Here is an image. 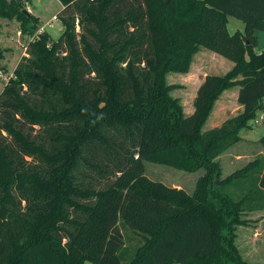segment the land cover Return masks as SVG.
<instances>
[{
    "label": "trees",
    "instance_id": "1",
    "mask_svg": "<svg viewBox=\"0 0 264 264\" xmlns=\"http://www.w3.org/2000/svg\"><path fill=\"white\" fill-rule=\"evenodd\" d=\"M60 1L64 31L30 41L0 94V264H122L128 251L127 264H252L237 230L264 209V158L225 178L216 158L264 111V0ZM24 10L0 0V17L34 35L40 19ZM229 16L244 30L231 33ZM201 47L233 66L206 75L186 114L166 76ZM236 86L243 111L204 130ZM146 162L205 172L187 191L150 178Z\"/></svg>",
    "mask_w": 264,
    "mask_h": 264
},
{
    "label": "rangeland",
    "instance_id": "2",
    "mask_svg": "<svg viewBox=\"0 0 264 264\" xmlns=\"http://www.w3.org/2000/svg\"><path fill=\"white\" fill-rule=\"evenodd\" d=\"M23 1L25 2V10H27L29 13H34L39 17V28L41 25H44V23L48 21L54 14L59 15L60 21H56L53 27L46 26V31L51 34L52 39H57L60 32L65 29L60 14L63 8L61 1ZM229 19L230 21L228 22V29L231 33L237 30L236 23H241L242 25L244 23L242 20L233 16H230ZM77 29L80 30L81 28L77 27ZM19 31H21V24L17 17H0V69H2L5 73H12L15 70L19 61L26 53L27 48L25 49V47H28L30 38L32 36L23 34L19 35ZM263 49L264 33H261L257 50ZM232 66L233 62L224 57L222 54L211 49L201 47L200 50L194 54L188 71H171L167 74V82L175 85L171 91V95L179 99L183 106V111L186 114H191L194 111L193 101L195 99L197 89L204 81L206 75L210 73H225L229 71ZM6 83L7 81L0 77V94L3 92ZM236 90L237 87L225 89L218 96L208 116L207 122H205L203 126V129H209L213 126L221 124L224 117L236 115L241 112V110L238 108L240 103L235 94ZM263 117L264 111H258L256 118L250 120L251 127L242 129L240 135L245 136L247 133H250L253 137L260 138L264 134ZM255 119H259V122L256 123ZM19 124L24 126L26 132L31 133L33 136H36L37 138L42 136L41 133L43 131L39 125H34L32 127L31 124H29V122H27V120L23 117H21ZM4 140L9 144L14 145V141L10 136H8V140ZM48 145L50 146V144ZM26 159L29 160V162L24 163L26 167L39 169L44 173L49 169L48 164L40 161L38 158L26 156ZM225 159L226 157H223L222 161L224 160V165L228 166V161L226 162ZM232 171H234V169H224L226 174L231 173ZM204 172V168L188 172L164 164L146 162V173L150 178L154 180H160L169 186L180 185L187 191H192L194 189L197 179ZM243 217L248 219V223L238 227L236 239L242 256L252 264H264V212H255L249 215L243 214ZM128 229L131 230L130 227ZM132 253L128 251L126 255L124 253L122 254V264H127ZM86 264L97 263L88 260L86 261ZM170 264L182 263L172 262Z\"/></svg>",
    "mask_w": 264,
    "mask_h": 264
},
{
    "label": "crops",
    "instance_id": "3",
    "mask_svg": "<svg viewBox=\"0 0 264 264\" xmlns=\"http://www.w3.org/2000/svg\"><path fill=\"white\" fill-rule=\"evenodd\" d=\"M230 18V16H229ZM230 21V19H229ZM236 27L237 30H244L245 25L243 23V25L241 23H236ZM261 33H264L262 31H258L257 35H258V39L260 40V36ZM257 49V48H256ZM237 87V90L235 92L236 97L238 99V90L239 87ZM235 88V87H233ZM240 103V102H239ZM241 111H243V104L240 103L239 107H238ZM234 116V115H231ZM231 116H226L222 119L221 124L229 117ZM207 122V121H206ZM220 124L216 125L219 126ZM215 127V126H213ZM211 127V128H213ZM210 129V128H209ZM207 130V129H204ZM242 139L240 141H238L237 143L233 144L232 146H230L224 153H222L220 156H218L216 158V160L219 162L220 166H221V177L225 178L228 175H230L232 172L236 171L237 169H240L242 167H244L245 165H247L249 162L254 161L255 159L258 158V156H261L264 158V150L261 148L258 140L260 138H255L253 137L250 133H247L245 136H241ZM226 157L225 161L230 165H224V160L222 161V158ZM239 166V167H238ZM238 167V168H235ZM224 169H234V171H232L231 173L226 174L224 172ZM176 186V185H175ZM176 187H181L180 185H177ZM217 187L219 189H221V186ZM233 190V189H231ZM255 212H264V209H259V210H253V211H246L244 212V214H251V213H255ZM261 215V214H260ZM237 242V241H236ZM238 244V243H237Z\"/></svg>",
    "mask_w": 264,
    "mask_h": 264
},
{
    "label": "built area",
    "instance_id": "4",
    "mask_svg": "<svg viewBox=\"0 0 264 264\" xmlns=\"http://www.w3.org/2000/svg\"><path fill=\"white\" fill-rule=\"evenodd\" d=\"M56 21H60V17L58 14H54L48 21L44 23V25H41V27L38 29V31L31 36L30 41L35 40V38L46 31V26L53 27L55 25ZM19 35H21V31H19ZM27 47H25L26 49ZM14 76V72L12 73H5L2 69H0V77L4 78L6 81L11 79ZM255 122H259V119H255Z\"/></svg>",
    "mask_w": 264,
    "mask_h": 264
},
{
    "label": "water",
    "instance_id": "5",
    "mask_svg": "<svg viewBox=\"0 0 264 264\" xmlns=\"http://www.w3.org/2000/svg\"><path fill=\"white\" fill-rule=\"evenodd\" d=\"M25 12H27V13H29L27 10H24ZM64 30V29H63ZM63 30L60 32V33H62L63 32Z\"/></svg>",
    "mask_w": 264,
    "mask_h": 264
}]
</instances>
